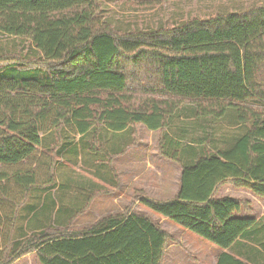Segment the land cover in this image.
I'll return each mask as SVG.
<instances>
[{"label": "trees", "instance_id": "trees-1", "mask_svg": "<svg viewBox=\"0 0 264 264\" xmlns=\"http://www.w3.org/2000/svg\"><path fill=\"white\" fill-rule=\"evenodd\" d=\"M99 13L97 0H0V32L30 40L42 57L23 70L0 71V166L16 167L0 171V222L7 229L0 232V264L31 254L40 264H163L170 236L146 214L127 209L70 231L91 196L66 226L56 224L70 209L43 204L54 212L51 228L15 236L19 217L38 216L36 207L53 203L50 190L57 187L53 167L45 181L35 169L20 167L47 144L58 155L67 153L75 142L69 134L78 142L88 137L92 153L110 155L95 146L102 130L134 137L139 125L164 131L185 101L194 105L196 118L230 112L246 131L217 153L190 146L184 150L189 163L163 135L158 150L181 165L179 189L171 200L143 195L140 202L208 242L232 248L260 222L249 200L219 191L227 184L264 198V6L125 34ZM48 132L56 134L55 143L44 137ZM35 195L39 201L27 205ZM217 264L248 263L223 252Z\"/></svg>", "mask_w": 264, "mask_h": 264}, {"label": "rangeland", "instance_id": "rangeland-1", "mask_svg": "<svg viewBox=\"0 0 264 264\" xmlns=\"http://www.w3.org/2000/svg\"><path fill=\"white\" fill-rule=\"evenodd\" d=\"M100 5L99 17L118 33L135 31H156L160 28H172L192 19L207 20L217 15L244 12L264 6V0H97ZM42 60L41 54L32 42L26 38H17L0 32V71L9 68L22 69L29 63ZM9 63L8 65H6ZM194 105L185 101L171 118L170 125L164 131H150L144 125L134 128L132 133H112L102 130L97 144L109 151L108 154L90 151L89 138L80 142L79 136L69 134L74 144L68 152L58 155L50 145L40 147L35 156L20 168L35 169L42 181L48 179V173H55L57 187L50 190L54 202L42 201L37 208L38 216L22 214L16 222L15 236L30 234L39 229L51 228V209H44L43 204H55V211L61 207L70 209L69 215H60L56 226H66L91 196L86 209L73 219L70 231H80L97 223L101 219L121 214L127 209L148 215L154 223L167 232L170 240L167 244L163 264H212L223 250L165 219L148 209L140 202L145 195L155 201L171 200L175 197L182 168L179 163L166 159L159 153L158 143L163 135H168L180 150V158L190 162L186 149L195 146L206 152L217 153L227 149L245 129L233 122L229 112L221 119L195 117ZM51 141L56 140L54 132L44 135ZM135 138V141H134ZM134 141V143H133ZM180 142V143H178ZM133 143V144H132ZM132 144V145H131ZM131 145L127 148V146ZM94 146V147H95ZM174 147V148H175ZM123 154L116 155L121 150ZM77 150V151H75ZM171 153V148L166 149ZM48 162L50 164H48ZM114 168L111 172L109 163ZM50 167H53L51 169ZM18 168V167H17ZM16 167H2L0 171L12 172ZM233 195L251 202V209L260 220L255 232L258 242H264V198H257L245 190H236L232 185H224L219 196ZM35 195L27 205L37 203ZM4 205V204H3ZM24 208H26V206ZM12 207L10 205L9 209ZM3 212V211H2ZM25 216V217H24ZM21 218V219H20ZM2 221V220H1ZM7 231L0 222V232ZM240 245V243H239ZM237 244L231 251L239 253ZM255 255L258 264H263L261 254ZM234 255H237L235 254ZM254 255V250L251 251ZM15 264H40L34 254L28 255Z\"/></svg>", "mask_w": 264, "mask_h": 264}, {"label": "crops", "instance_id": "crops-1", "mask_svg": "<svg viewBox=\"0 0 264 264\" xmlns=\"http://www.w3.org/2000/svg\"><path fill=\"white\" fill-rule=\"evenodd\" d=\"M252 217L256 218L257 221L260 222L259 218L257 216H255V214H251ZM257 228V226H256ZM262 238H264V233L262 235ZM258 236L255 232V230H253L252 232H249L245 235V237H242L232 248L228 249V250H223V252H228L230 254H232L233 256L239 258L240 260L248 263V264H258L257 260L255 258V255H259L258 251H263V254H261L262 258H263V264H264V242H258ZM240 243V245H239ZM239 245V253H235L233 251H231L236 245ZM254 250V255L251 254V251ZM237 254V255H234ZM218 262V257L216 259V261L212 264H217Z\"/></svg>", "mask_w": 264, "mask_h": 264}]
</instances>
